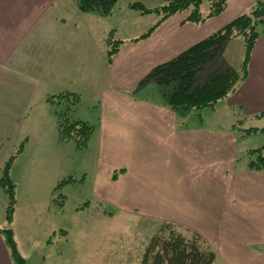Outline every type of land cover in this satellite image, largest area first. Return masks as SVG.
I'll return each mask as SVG.
<instances>
[{
    "label": "crops",
    "instance_id": "obj_1",
    "mask_svg": "<svg viewBox=\"0 0 264 264\" xmlns=\"http://www.w3.org/2000/svg\"><path fill=\"white\" fill-rule=\"evenodd\" d=\"M257 1L228 0L222 14L199 24L186 21L187 12L177 13L140 38L159 16L146 32L123 40L110 63V32L97 26L94 34L102 22L98 11L80 10L78 0H0V178L13 155L10 176L15 182L13 172L23 178L35 169H60L66 145L59 140L48 97L77 92L81 100L72 115L94 125L85 149L93 156L90 182L102 215L170 222L196 231L214 247L216 264H264V169L249 166V151L263 144L246 146L238 126L264 128V116H256L264 112V33L252 48L246 77L217 102L229 108L225 121L189 123L180 116L187 110L169 103L172 90L154 81L141 85L156 65L177 57ZM244 58V39L229 40L223 61L240 71ZM85 93L88 106L82 102ZM59 169L48 185L59 181ZM17 202L7 221L23 256ZM27 202L33 206L34 197ZM61 202L63 210L46 219L51 227L46 242L66 235L65 241L60 236L57 258L77 264L67 244L75 223L64 210L65 198ZM1 214L0 206V264H14L1 232L8 227Z\"/></svg>",
    "mask_w": 264,
    "mask_h": 264
},
{
    "label": "trees",
    "instance_id": "obj_2",
    "mask_svg": "<svg viewBox=\"0 0 264 264\" xmlns=\"http://www.w3.org/2000/svg\"><path fill=\"white\" fill-rule=\"evenodd\" d=\"M117 1L78 0V6L82 11H98L102 16H109ZM204 1L209 3L208 10L202 7ZM227 5L228 0H164L162 5L156 7H147L140 2H132L129 6L141 13L155 12L160 16L159 20L140 37L143 38L149 36L162 21L174 14L187 12L186 21L199 24L222 14ZM259 26H262L261 31ZM262 33H264V1L259 0L251 10L235 17L177 57L156 65L141 81V85L150 81L161 86L173 83L174 87L168 95V101L177 109L214 107L217 102L234 93L238 83L246 77L250 53ZM237 36L244 39L245 46V58L240 71L223 61L229 40ZM123 42L122 39H115L113 31H110L106 39V52L110 63ZM80 100L81 95L73 91H63L48 97L56 116L59 140L63 144L73 142L78 150L88 146L94 132L93 124L74 118L72 115ZM256 116L262 117L264 112ZM257 130V127L243 128L245 135ZM21 150L19 149L18 152ZM15 157L16 155H13L5 163L0 178V184L8 196L6 207L8 221L13 218L17 202V185L10 176L11 164ZM249 166L254 169H264V144L249 151ZM70 181L75 179L63 178L55 188ZM1 232L11 250L14 264H26L25 258L16 247L13 230L6 227L1 229ZM216 261L217 253L214 247L199 233L181 225L164 222L151 236L140 264H216Z\"/></svg>",
    "mask_w": 264,
    "mask_h": 264
},
{
    "label": "rangeland",
    "instance_id": "obj_3",
    "mask_svg": "<svg viewBox=\"0 0 264 264\" xmlns=\"http://www.w3.org/2000/svg\"><path fill=\"white\" fill-rule=\"evenodd\" d=\"M132 2H140L147 7H156L162 5L164 0H118L109 16H101L102 18L99 21L102 22H98L99 24L94 26L96 31H94V34L98 32L97 26L100 29L103 27L102 31L107 30L108 33L113 31L114 38L120 40H128L146 32L151 26L150 24H153L151 22L155 18L158 19L159 14L155 12L141 13L129 6ZM202 7L208 10V1H204ZM259 30H262V26H259ZM235 51H237V47ZM226 65L228 64L226 63ZM173 87L174 84L172 83L168 86H162V89L169 92ZM84 96L83 105L88 106L91 103L88 100L87 93ZM191 110L181 112L180 116L183 120L189 123L203 122L210 126L217 120V122L225 121L227 116L231 114L229 108L222 103H218L215 107ZM84 113L90 114L91 112L84 110ZM238 126L240 129L249 128L250 123L247 126H241L240 123ZM244 139L246 146L262 145L264 144V130L261 127L254 133L246 135ZM65 145L62 146L60 155V169L56 168L54 173L48 169H35L30 175L25 174L21 178L13 172L16 182H18L16 195L18 210L15 224L21 242L20 249L24 258L27 259V264H62L60 259L57 258L59 257L57 251L61 246V242L65 241L66 235L65 237L63 235L53 237V244L46 242L48 232L51 229L46 223V219L57 211L59 212V209L63 210L64 207L61 205L62 196L66 201L64 210L75 223L72 226L67 244L72 251H75L77 264H140L146 245L151 236L159 230L162 222L138 217L123 219L120 216L108 217L102 215L100 212L104 209L94 202L93 187L90 182V171L94 167L91 150L85 148L74 150L76 147L73 142ZM58 169L59 181L73 176L76 178V182L66 183L52 190L57 181L54 185H48V180L52 174L56 177ZM21 170L20 173L22 174ZM84 176L86 177L85 181L82 179ZM29 191H32V193H29ZM33 197L35 202L33 206H30L27 201L33 199ZM42 200H51V203L46 205L35 204L36 202L42 203ZM7 204V194L0 186L1 216L4 218L5 224L11 227V223L5 218ZM108 210L114 211L110 207ZM43 256H45V260L42 259ZM70 264H74V262Z\"/></svg>",
    "mask_w": 264,
    "mask_h": 264
}]
</instances>
